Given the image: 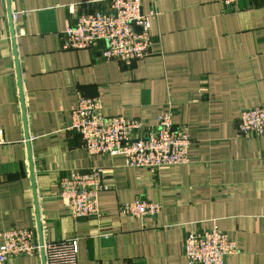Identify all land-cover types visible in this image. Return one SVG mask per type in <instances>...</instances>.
Here are the masks:
<instances>
[{
	"label": "crops",
	"instance_id": "crops-1",
	"mask_svg": "<svg viewBox=\"0 0 264 264\" xmlns=\"http://www.w3.org/2000/svg\"><path fill=\"white\" fill-rule=\"evenodd\" d=\"M109 1L0 0V245L3 231L28 229L38 244L77 239L78 264H187L186 235L216 227L238 246L225 264H264V136L237 131L243 111L264 108V0H142L155 13L147 58L103 61L102 43L63 50L65 30ZM78 96L145 126L169 107L191 140L189 162L156 173L89 156L69 130ZM92 168L110 186L100 215L73 219L60 181ZM137 198L162 212L118 213Z\"/></svg>",
	"mask_w": 264,
	"mask_h": 264
},
{
	"label": "built area",
	"instance_id": "built-area-1",
	"mask_svg": "<svg viewBox=\"0 0 264 264\" xmlns=\"http://www.w3.org/2000/svg\"><path fill=\"white\" fill-rule=\"evenodd\" d=\"M238 0H224L226 5ZM142 0H110L107 13L82 14L77 23L65 30L63 50H84L102 43L103 61L129 63L150 54L148 34L155 13L143 14ZM12 17H15L13 14ZM70 131L82 140L89 156H121L124 167L153 172L189 162V136L174 125L169 107L162 108L154 126L135 119L106 118L97 99L78 96L71 111ZM237 131L240 136H264V108L254 107L240 114ZM3 143L0 130V144ZM105 170L92 168L85 173L72 172L60 181L59 198L73 219H97L100 215L98 196L109 189ZM162 212L159 203L137 198L123 203L118 213L135 219L154 218ZM106 237L108 235H105ZM238 251L237 242L213 227L201 233H189L183 242L187 264H225L227 257ZM43 254L45 264H78L77 239L38 244L28 229L2 232L0 264L16 257Z\"/></svg>",
	"mask_w": 264,
	"mask_h": 264
}]
</instances>
